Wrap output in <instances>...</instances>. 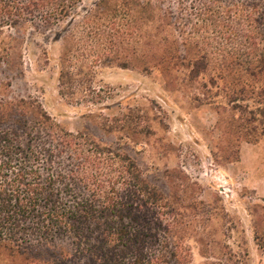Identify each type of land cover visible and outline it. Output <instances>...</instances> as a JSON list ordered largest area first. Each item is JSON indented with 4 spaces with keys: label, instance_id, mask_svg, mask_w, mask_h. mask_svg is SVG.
<instances>
[{
    "label": "trees",
    "instance_id": "trees-1",
    "mask_svg": "<svg viewBox=\"0 0 264 264\" xmlns=\"http://www.w3.org/2000/svg\"><path fill=\"white\" fill-rule=\"evenodd\" d=\"M82 1L0 0V34L69 19L66 46L157 70L169 89L214 108L224 136L215 161L237 162L242 141L264 136V0H98L73 23ZM69 52L64 99L78 75ZM200 208L183 192L164 195L127 153L68 131L36 100H0V264H188L185 220ZM248 212L264 249V198Z\"/></svg>",
    "mask_w": 264,
    "mask_h": 264
},
{
    "label": "rangeland",
    "instance_id": "rangeland-1",
    "mask_svg": "<svg viewBox=\"0 0 264 264\" xmlns=\"http://www.w3.org/2000/svg\"><path fill=\"white\" fill-rule=\"evenodd\" d=\"M97 1L83 0L73 23ZM68 21L0 34V100H36L68 131L127 153L164 195L203 201L208 208L185 220L188 264H264L248 212L264 198V136L242 141L237 162L215 161L224 136L212 106L197 105L182 86L169 89L155 69L121 68L112 56L95 61L88 47L66 46ZM68 50L78 75L64 99L58 75Z\"/></svg>",
    "mask_w": 264,
    "mask_h": 264
}]
</instances>
